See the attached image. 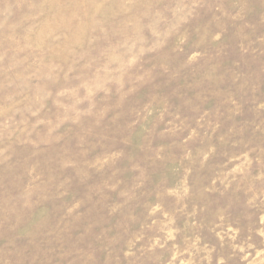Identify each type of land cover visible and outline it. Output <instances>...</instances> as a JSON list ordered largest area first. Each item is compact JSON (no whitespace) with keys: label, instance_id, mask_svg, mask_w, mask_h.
Here are the masks:
<instances>
[{"label":"rangeland","instance_id":"rangeland-1","mask_svg":"<svg viewBox=\"0 0 264 264\" xmlns=\"http://www.w3.org/2000/svg\"><path fill=\"white\" fill-rule=\"evenodd\" d=\"M0 264H264V0H0Z\"/></svg>","mask_w":264,"mask_h":264}]
</instances>
